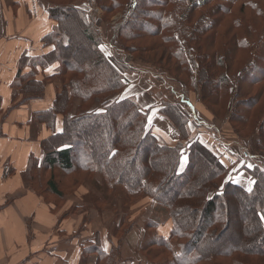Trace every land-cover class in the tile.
Listing matches in <instances>:
<instances>
[{
	"label": "trees",
	"instance_id": "16d2710c",
	"mask_svg": "<svg viewBox=\"0 0 264 264\" xmlns=\"http://www.w3.org/2000/svg\"><path fill=\"white\" fill-rule=\"evenodd\" d=\"M43 1L57 24L43 41L55 47L66 104L62 134L45 142L34 165L35 191L59 204L90 184L112 193L110 202L123 211L141 200L164 206L168 237L157 234L153 219L140 228L139 252L149 264H264V0ZM135 64L154 70L163 88L149 95L163 109L194 123L195 109L186 104L194 95L213 119L230 125L236 138L229 166L226 155L221 159L197 137L173 147L160 143L149 110L124 96ZM29 78L18 75L12 108L42 99L46 82ZM107 194L91 199L98 215ZM127 221L126 214L116 220L107 245L95 233L82 259L123 261L133 227ZM226 231L228 240L218 241Z\"/></svg>",
	"mask_w": 264,
	"mask_h": 264
},
{
	"label": "crops",
	"instance_id": "0c3cea01",
	"mask_svg": "<svg viewBox=\"0 0 264 264\" xmlns=\"http://www.w3.org/2000/svg\"><path fill=\"white\" fill-rule=\"evenodd\" d=\"M48 8L43 0H0V264H94V256L82 259V247L95 233H99L102 245H107L104 226L95 227L101 215L91 209L75 213L73 205H79L70 197L59 204L50 202L30 184L34 165L39 166L43 158L45 142L62 134L66 104L56 80L59 63L55 47L43 41L57 25L49 18ZM27 74L30 80L46 82L42 99L12 108L18 96L14 84L18 75ZM145 77L131 70L124 93L149 110L152 133L169 147L196 137V126L185 123L174 109H163L149 95L160 84ZM223 163L229 165L226 159ZM88 192L80 186L73 196L81 201ZM146 203L143 200L140 204ZM83 222L92 229L77 235L76 229ZM170 230L166 225L157 234L166 238ZM125 242L128 249L119 264H148L131 248V235Z\"/></svg>",
	"mask_w": 264,
	"mask_h": 264
},
{
	"label": "rangeland",
	"instance_id": "374dc122",
	"mask_svg": "<svg viewBox=\"0 0 264 264\" xmlns=\"http://www.w3.org/2000/svg\"><path fill=\"white\" fill-rule=\"evenodd\" d=\"M83 1L86 2L87 0H80L77 3L82 5L81 2H83ZM93 12L98 17H100L102 15V13H100V11H98V9H93ZM117 19H119V16H116L113 18L114 21H116ZM107 32H108V29L106 28V25H104V36L106 35ZM74 49L75 48H73L72 50H74ZM75 50H78V49H75ZM125 59L130 62L131 56L126 55ZM140 65L135 64V65H133V67H130L129 69L134 70V71L138 72L139 74L144 75L147 78L149 77L152 79V75H153L152 73L154 70L151 69L150 67H144V66H140ZM146 77L144 79H146L148 82H150ZM56 80L58 83L60 82L59 78L57 79V77H56ZM128 86H129V84H128ZM162 88H163L162 85H160L159 88H152L151 90L152 91L155 89L160 90ZM255 92H256V90H251L250 94L252 95ZM125 95H126V93H124V96ZM189 100L191 102L188 101V102H186V104L187 103L191 104V106L195 109V113H196V115L193 114V117H192V119H194L193 120L194 123H192L191 121L189 123H192L194 126H196V131L198 132V134L201 135V136H199L197 134L196 137L199 139H204L205 141L209 142L211 145V148H213L215 151L218 149L222 150L223 153H218V154H220L219 156L222 159V156L227 154L222 159V161L224 159H226L228 161V158L232 157V152L230 150V145H231L232 141L230 140V138H232V140H235V138H236L234 133L231 130L230 125L225 121L213 119V117L210 115V113L208 112L206 107L194 95H191ZM137 103L142 108H144L139 102H137ZM191 113H192V110H191ZM209 121L211 123H213L214 128L212 127V124ZM204 122L207 124H205ZM105 129H104L105 131L109 130V128L107 126ZM104 130H102L100 132V135L102 133H104L103 132ZM150 130H152V129H150ZM151 133H152V131H151ZM80 138L83 141H88L90 139V137L84 133L80 136ZM209 140H211V141H209ZM160 143L163 144L164 142L163 143L160 142ZM163 145H165V144H163ZM207 146H209V145H207ZM248 153H250V152L248 151ZM248 155H250V154H248ZM227 166H229V165H227ZM237 168H239V166H237V165L233 166L232 172L235 171V169H237ZM234 181H236L235 178H234ZM84 187L88 188L89 192L84 197H81V199H82L81 201H78L73 196L77 190L73 194L72 193H66V195L63 198V199H67L70 197L73 200V204L75 203L76 205L80 206L79 210H76V207L74 208V205H73V212H75V213L81 212V211H84L87 213L90 210V208H89L90 205L93 204L92 203L93 198H97L99 196H103L104 194H107L105 190H104V193L103 192H101V193L97 192L94 189V188H96V186H94V185L91 186L89 184V185H84ZM119 189H120L119 190L120 192H123V193L126 192V190L123 189L122 187H120ZM113 197H114V195L112 193L107 194V198L103 197V199L106 200V209H105V211H102L103 213L101 214V216H99L97 218V220H99V224L95 225V227H98V225H99V229H100V224H101L102 226H104V233L106 235V239L107 238L108 239L114 238L112 235L113 234L112 232H113L114 226L116 225V220L117 219L119 220L123 216V214H126L128 221H129V224L132 223L133 227H132L131 231L125 236V238L131 235V242H130L131 248L134 247V249L137 251V254L146 261V259L139 252V241L141 238L140 228L142 226V222L144 219L155 220L156 222L159 223L157 230L163 226H166V225L171 226V221L168 219V213H167L166 208L164 206L158 205L154 202H152V205H150L149 201H147V203L145 205L141 206L140 203L143 201V200H141L139 202H134L130 207H128L125 211H123V206H121L120 203H117V201L116 202H113V201L110 202V199H112ZM103 203H105V202H103ZM91 210H94V209H91ZM117 216H119V217L117 218ZM128 221L126 224H128ZM84 223L85 222H83L81 225H79L77 227V229H76L77 235H80L82 232L90 231L92 229V226L91 227L85 226ZM117 223H118V221H117ZM229 232L230 231L224 232L220 236L218 241L226 242L228 240V237L231 236V233H229ZM90 237L91 236L89 235V238ZM125 238H124V240H125ZM114 241L116 242V240H114ZM127 249H128V242H125L122 245L121 250L127 251Z\"/></svg>",
	"mask_w": 264,
	"mask_h": 264
},
{
	"label": "snow or ice",
	"instance_id": "6c2138e0",
	"mask_svg": "<svg viewBox=\"0 0 264 264\" xmlns=\"http://www.w3.org/2000/svg\"><path fill=\"white\" fill-rule=\"evenodd\" d=\"M249 191H251V189H249Z\"/></svg>",
	"mask_w": 264,
	"mask_h": 264
}]
</instances>
